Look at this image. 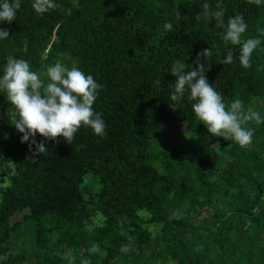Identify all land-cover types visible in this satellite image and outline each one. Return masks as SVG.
Masks as SVG:
<instances>
[{
    "label": "trees",
    "instance_id": "1",
    "mask_svg": "<svg viewBox=\"0 0 264 264\" xmlns=\"http://www.w3.org/2000/svg\"><path fill=\"white\" fill-rule=\"evenodd\" d=\"M0 128V264H264V0H0Z\"/></svg>",
    "mask_w": 264,
    "mask_h": 264
},
{
    "label": "rangeland",
    "instance_id": "2",
    "mask_svg": "<svg viewBox=\"0 0 264 264\" xmlns=\"http://www.w3.org/2000/svg\"><path fill=\"white\" fill-rule=\"evenodd\" d=\"M43 84H44V80L38 79L36 83H33L32 85L26 87L19 94L18 99L21 101H28L29 97H32L33 95H39V98L38 99L36 98V100H34V105L35 106L44 105L46 102L45 101L46 95H45V91H43V89H42ZM194 89L197 92L199 91V88L195 85L189 86L187 88V91L189 93L194 91V94H195ZM222 111H223V107H221L220 110L217 113H215L214 115H211L209 117H205L204 121L207 122L208 120L211 119V120L217 122ZM192 129H193L192 125H188L185 123L167 124L163 127L161 135L155 141V147L156 148L162 147V145L167 141V139L171 138V140H172V146L171 147L172 148L174 147L175 149H177V146L181 141L180 136L186 132H190V130H192ZM231 132H233V129L228 128V131L224 133V136H220L221 138L219 140L223 141L224 138L230 137ZM6 137H7L6 133L3 130H1V128H0V153H1V145L6 140ZM216 145L219 147L220 143H217V144L212 143V144H210V148L215 149ZM251 151H252V149H251ZM0 157H1V155H0ZM2 165H3V168H5V172H6L5 176L8 177L11 174V169H12L11 164L10 163H3ZM6 183H7L6 178H3V179L0 178V186H4ZM38 212L42 213L43 212L42 208H38ZM7 214H8V217H7L6 222H3L0 226V231H2V232L9 231L15 223L20 222L22 220V216L26 214V209L22 206L21 202L15 203V204H12L7 209ZM140 222H141L140 225L142 226L143 229H147V228L151 227V225L146 223V222H143V221H140ZM91 223H92L93 227H96V222L94 219L92 220ZM120 224H121V222H120ZM151 231H153V232H151ZM149 232H151L150 234L152 236H155L157 234V231L155 228H154V230H153V228H151L148 231V233ZM51 235H52L54 241L58 240V233H55L53 231V232H51ZM55 244L58 246V249H61V246H62L61 242L58 243V241H57ZM16 246H17L15 248L16 252L22 251L25 254H28L27 261H30L31 260L30 255H32L33 250L31 248L30 243H28L27 238L22 237L20 243L16 244ZM135 249H136L135 252H137V254L140 255L141 254L140 249L138 247H136ZM85 250H86L85 247L80 248L81 252L85 251ZM62 251L64 253L65 258L69 259V261L73 262L74 264H90L88 261H84V260L80 259L79 256H76L74 258L70 257L67 249L62 248ZM7 252L11 254V251H7ZM94 253L95 254H93V255L96 258L97 263H102L103 262V260H102L103 259V253L102 252H94ZM108 264H112V263H108Z\"/></svg>",
    "mask_w": 264,
    "mask_h": 264
}]
</instances>
